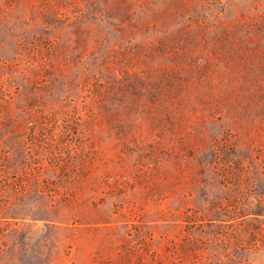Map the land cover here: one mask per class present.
I'll return each mask as SVG.
<instances>
[{"label":"rangeland","instance_id":"rangeland-1","mask_svg":"<svg viewBox=\"0 0 264 264\" xmlns=\"http://www.w3.org/2000/svg\"><path fill=\"white\" fill-rule=\"evenodd\" d=\"M0 264H264V0H0Z\"/></svg>","mask_w":264,"mask_h":264}]
</instances>
